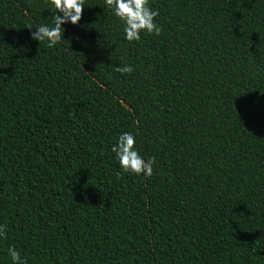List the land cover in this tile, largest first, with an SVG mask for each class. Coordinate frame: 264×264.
Listing matches in <instances>:
<instances>
[{
  "label": "trees",
  "instance_id": "1",
  "mask_svg": "<svg viewBox=\"0 0 264 264\" xmlns=\"http://www.w3.org/2000/svg\"><path fill=\"white\" fill-rule=\"evenodd\" d=\"M83 3L49 47L50 0H0V264H264V0H148L131 42Z\"/></svg>",
  "mask_w": 264,
  "mask_h": 264
},
{
  "label": "clouds",
  "instance_id": "2",
  "mask_svg": "<svg viewBox=\"0 0 264 264\" xmlns=\"http://www.w3.org/2000/svg\"><path fill=\"white\" fill-rule=\"evenodd\" d=\"M105 3L113 15L122 22L125 40L138 41L142 31L157 35L160 33L161 29L154 21L158 11L149 8L148 0H105ZM50 7L55 9L52 26L41 24L30 33L33 40L38 43L44 42L49 47L62 40L63 24L75 25L79 21L84 3L83 0H50ZM29 27L33 28L32 26ZM115 70L120 73H127L132 71V67L130 65L115 66ZM134 143L135 137L131 133H121L116 143L111 146V151L115 153L122 172L151 176L153 171L152 158L144 159L134 147ZM6 230L7 225L0 223V237L5 236ZM8 254L12 264H26V261L15 248L9 246Z\"/></svg>",
  "mask_w": 264,
  "mask_h": 264
}]
</instances>
